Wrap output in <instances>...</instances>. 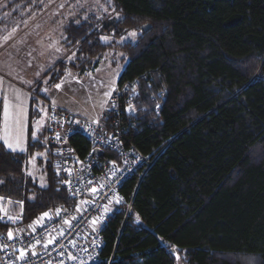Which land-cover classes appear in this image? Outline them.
Instances as JSON below:
<instances>
[{"label":"trees","instance_id":"16d2710c","mask_svg":"<svg viewBox=\"0 0 264 264\" xmlns=\"http://www.w3.org/2000/svg\"><path fill=\"white\" fill-rule=\"evenodd\" d=\"M110 9L116 19L101 27L97 17L69 23L65 47L92 59L105 34L135 31L116 84L132 97L121 138L154 160L121 188L131 208L102 228L100 264H264V0H111ZM56 66L51 85L64 73ZM71 142L86 155V138ZM41 150L43 187L28 174ZM0 197L22 202L23 224L76 205L43 142L23 153L0 143Z\"/></svg>","mask_w":264,"mask_h":264},{"label":"rangeland","instance_id":"374dc122","mask_svg":"<svg viewBox=\"0 0 264 264\" xmlns=\"http://www.w3.org/2000/svg\"><path fill=\"white\" fill-rule=\"evenodd\" d=\"M90 17L116 19L108 0H0V136H3V98L7 95L10 102L15 103L13 90L21 95L26 109L23 130L26 150L30 143L43 142L49 104L86 119H97L105 112L127 63L122 46L133 43L135 36L127 34L115 38L105 34L102 37L108 39H101V42L107 48L101 56L92 59L78 57L75 51L65 47L63 31L69 23L79 24ZM105 22L102 20L100 27ZM6 34L9 39L16 36L18 42L5 43ZM122 37L125 39L121 40ZM58 64L64 66V73L58 83L51 85L48 79ZM32 99L35 103L31 108ZM35 128L39 130L34 139L32 132ZM0 143L3 145V140ZM48 159L47 150H41L34 151L28 160V173L41 187L46 185L43 170ZM13 205L19 207L12 199H0V207L4 209L0 211V220L12 222L5 216L6 212L8 216L18 217L12 224L17 226L21 211L20 207L17 210ZM118 208L119 205L111 206L110 211ZM21 224L23 229L25 224Z\"/></svg>","mask_w":264,"mask_h":264},{"label":"built area","instance_id":"2783aa9c","mask_svg":"<svg viewBox=\"0 0 264 264\" xmlns=\"http://www.w3.org/2000/svg\"><path fill=\"white\" fill-rule=\"evenodd\" d=\"M113 99L120 102L117 95L115 97L112 95L109 102ZM47 108L43 146L50 151L51 162L56 167L58 187L62 188L69 198L78 201L81 205L79 206L80 211L59 209V214H57V210L55 212L46 211L49 213V217H45L43 221H40L39 218L34 227H29L27 233L17 230L22 225L21 221L17 226H13V222L0 220V224L7 226V229L0 230V264H61V260L68 261V264H81L84 260L86 262L83 264H89L92 257L90 256L88 242L92 244L96 242L98 248H101V230L106 222V215L104 214L112 205V202H116L119 197L118 193H113L111 190L103 191V189L112 183L119 171L114 167H110V162L100 159V156L97 157L96 155L95 159H91V154L80 156L77 148L71 142L72 137H86L95 150H99L102 143L107 140L109 145L117 152L119 158L122 159L123 166H126L123 163L126 162L127 156H130L129 153L143 156L141 157L143 159L141 165L138 166L135 163L127 167L132 174L144 164L150 166L154 160L151 155H145L144 157V154L134 145H126L124 138H121L115 130L106 133L107 131H104L93 120L85 119L77 113L53 104H49ZM69 181H71L70 184ZM93 188L97 191L92 192L91 189ZM14 202H17L20 207L21 214L19 217L22 219V202ZM93 219L97 220L95 224L97 231L86 233V229L92 224ZM65 220L70 221V226L64 223ZM83 225L86 226L85 230L78 237H75V234ZM9 230L13 232L12 240L8 239ZM61 231L64 233L63 236L60 235ZM51 236H56L57 239L45 249L44 244ZM78 239L83 242L78 244ZM37 240L41 243L36 245L34 249L36 255L33 256L32 245L36 244ZM70 241H75V247L72 246ZM62 243H64L65 249L73 252L72 255L77 257L76 260H71L68 257L62 258L60 254H55L50 250L51 247L61 246ZM4 245L7 247H3ZM21 248L26 250L25 260L16 259L20 254L18 250ZM13 249L17 251H13Z\"/></svg>","mask_w":264,"mask_h":264},{"label":"bare ground","instance_id":"6f19581e","mask_svg":"<svg viewBox=\"0 0 264 264\" xmlns=\"http://www.w3.org/2000/svg\"><path fill=\"white\" fill-rule=\"evenodd\" d=\"M121 91H123V93H121ZM127 94H128L127 88L119 89L117 87L116 91L113 92L112 95L114 97L117 95L120 102L117 101L116 99H113V101H111L109 103L108 108L101 115V118L99 119V121L97 120L98 121L97 124H99L104 131H107L106 133H110L112 130H115L121 137V129H120L121 122H120L119 117L123 113L124 110H126L127 108H129V106L132 105V103H131L132 97L128 96ZM106 115L109 117H106ZM84 138H86V137H84ZM86 140L88 141V144H89V149H88L86 155L91 154V156H92L91 159H95L96 155H97V157L100 156L101 157L100 159H103L104 161L110 162L109 163L110 167H114L115 169H117L119 171V173L116 175V177L112 181V183L110 185L106 186L103 189V191L111 190L113 193H118L119 197L117 198L116 202H112V205H110V207L115 206V205H119V208L116 211H118L120 208H125V213H124V220H125V218L127 217L128 213L130 211L131 202L126 203L124 201V197L121 193V188L124 186V184H126L132 178L141 179L142 176L146 173V171L148 170V168L151 165L146 166V164H144V165L140 166L139 169L134 174H132L131 172H129L127 167H130V166L134 165L135 163L138 164V166L141 165V163L143 162V159H141V157H143V156H138L135 153H129L130 156H127L126 162L123 163L126 166H123L122 165V159L119 158L117 152L109 145L107 140H105L102 143V147L99 148V150L93 149L89 140L87 138H86ZM129 146H132V145H129ZM97 151L100 152L101 155L96 154ZM105 152L113 154L115 156V158H104L103 155ZM53 166H54V168H56L54 164H53ZM56 178L58 180L57 172H56ZM110 198H111V196H110ZM69 199L72 200L71 198H69ZM72 201H74L76 205L72 210H69V211H76L77 206H81V205L78 203V201H75V200H72ZM117 201H119V202H117ZM110 207L106 211V213L104 214V215H106L105 225L107 224L108 220L113 216V214L115 212V211L114 212L110 211ZM57 209H62V208L50 209L48 211L55 212ZM43 214H41L40 216L35 218L30 223L25 224L23 226L24 230L22 228H18L17 230H19V232H22V233H27L29 231V227H34L36 224V221ZM57 224H59V223H57ZM105 225H104V227H105ZM85 228H86V226H84V225L81 226L79 231L75 234V237H78L79 234H81L85 230ZM93 228H95L96 230L93 231ZM96 231H97V226L93 225V224L89 225L86 229V233H95ZM101 236H102V246L100 249L98 248V243L95 242L94 244H92V243L88 242L89 243L88 245L90 248L89 249L90 256L92 257L91 263H89V264H100L102 262L101 251L104 247V238L102 235V230H101ZM82 242L83 241L79 240V239L77 241L78 244H81ZM64 249H65L64 243H62L61 246H57L55 248L54 247L50 248V250L55 254L61 255V253H63V255H61L62 258H67L69 253L73 254L72 251L67 250V249L64 250ZM173 254H175V253H173ZM61 261H63V264H68V261H64V260H61ZM84 262H86V261L83 260V263Z\"/></svg>","mask_w":264,"mask_h":264},{"label":"snow or ice","instance_id":"6c2138e0","mask_svg":"<svg viewBox=\"0 0 264 264\" xmlns=\"http://www.w3.org/2000/svg\"><path fill=\"white\" fill-rule=\"evenodd\" d=\"M109 3H111V0H108ZM79 23V21H77ZM129 36H136L135 31L130 32L128 34ZM102 40H107V37H101ZM125 39L124 37L121 38V40ZM59 51V49H57ZM74 55V54H73ZM71 59V57H69ZM57 88L60 87V85L56 86ZM13 93L15 95V103L10 102L9 98L7 95L4 96L3 98V136H0V140H3V146L7 149L10 150L11 152H24L26 149L23 147V130L25 126V121H26V109L23 106V100L21 99V95L13 90ZM106 95H110V93H107ZM114 106V105H113ZM129 110H133L131 106H129ZM94 123H98L97 121H93ZM38 128H35L32 132V136L35 139L38 134ZM70 171V170H69ZM31 175V173H28ZM69 184L71 181L68 182ZM43 186V185H42ZM92 192H96L97 189L93 188L91 189ZM2 199V198H0ZM119 202V201H117ZM11 203V201H9ZM86 203V202H85ZM107 210V209H106ZM0 211H4L2 207H0ZM59 209H57V214H59ZM77 211H80V207L77 206ZM5 216H7V219L12 221L13 223L18 219V217H12L8 216L7 213L5 212ZM45 217H49V213L45 212L41 217L40 221H43ZM75 219V217H73ZM65 224H69L70 226V221L65 220ZM97 223L96 219H93L92 224L95 225ZM96 229L93 228V231ZM60 235L63 236L64 233L63 231L60 232ZM8 239L12 240L13 239V232L9 230L8 232ZM57 239L56 236H51L47 242L44 244V248L47 249L49 244H52L55 240ZM41 242L39 240L36 241V244L32 245V255L35 256L36 252L34 251L36 245L40 244ZM73 247H75V241H70ZM3 247H7L4 245ZM13 251H17L16 249H13ZM19 251V256L16 257L18 260H25L26 258V250L24 248H21L18 250ZM86 251V250H85ZM63 255V253H61ZM68 258L71 260H76L77 257L73 256L71 253L68 254ZM61 264H63V261H61ZM83 264V262H81Z\"/></svg>","mask_w":264,"mask_h":264},{"label":"crops","instance_id":"0c3cea01","mask_svg":"<svg viewBox=\"0 0 264 264\" xmlns=\"http://www.w3.org/2000/svg\"><path fill=\"white\" fill-rule=\"evenodd\" d=\"M34 14V13H33ZM22 17H23V15H22ZM34 17V16H33ZM7 34H6V40H4L5 41V43H7L8 44V42H10V41H12V42H18V38H16V36L15 37H13V38H16V39H13V38H11V39H9V38H7ZM2 85V84H1ZM100 117L101 116H99V118H97V119H89V120H93V121H97V120H99L100 119ZM43 141V140H42Z\"/></svg>","mask_w":264,"mask_h":264},{"label":"water","instance_id":"95a60500","mask_svg":"<svg viewBox=\"0 0 264 264\" xmlns=\"http://www.w3.org/2000/svg\"><path fill=\"white\" fill-rule=\"evenodd\" d=\"M96 154H98V155H101V153H100V152H98V151L96 152ZM172 252H173V253H175V251H174V250H172Z\"/></svg>","mask_w":264,"mask_h":264}]
</instances>
